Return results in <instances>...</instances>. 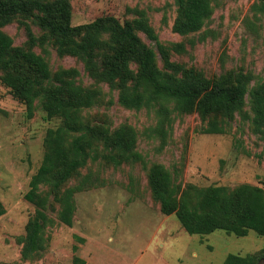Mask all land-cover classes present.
Listing matches in <instances>:
<instances>
[{"label": "rangeland", "instance_id": "1", "mask_svg": "<svg viewBox=\"0 0 264 264\" xmlns=\"http://www.w3.org/2000/svg\"><path fill=\"white\" fill-rule=\"evenodd\" d=\"M69 4L72 25L100 16L120 22L142 18L178 72L193 70L208 80L241 78L247 88L244 105L231 117L181 111L171 99L163 102L166 115L158 113L159 103L125 107L118 101L117 81L112 84L98 75L104 49L96 51L94 68L88 69L84 58L58 50L54 37L37 24L34 11L15 14L0 24L11 46L41 56L51 72L75 70L67 79L94 90L97 98L82 108V121L109 131L130 129L135 141L127 150L105 149L103 141L96 140L97 157L63 184L57 198L48 193L47 185H40L38 197L48 199L45 209L28 201L24 194L41 163L47 131L60 119L48 117L37 101L29 113L2 79L11 69L0 65V200L5 207L0 215V264H74L76 256L84 264H222L230 253L252 254L257 264H263V235L249 230L238 236L223 229L188 233L175 214L161 211L148 176L152 165H162L179 192H188L193 200L197 189L210 185L233 189L250 184L264 195V124L256 122L251 103L252 90L264 82V0H210L211 11L201 27L184 34L174 30L175 0H69ZM135 32L153 48L157 67L174 72L165 66L155 42L142 30ZM130 68L135 75L137 64L130 62ZM19 69L34 78L29 67L19 64ZM134 82L129 80L128 88ZM214 124L222 131H205ZM70 186L81 187L73 193L72 224L66 225L58 219L57 199ZM37 210L46 214L41 248L23 257L21 237Z\"/></svg>", "mask_w": 264, "mask_h": 264}, {"label": "trees", "instance_id": "2", "mask_svg": "<svg viewBox=\"0 0 264 264\" xmlns=\"http://www.w3.org/2000/svg\"><path fill=\"white\" fill-rule=\"evenodd\" d=\"M175 1L178 4V15L174 30L182 34L200 28L211 11L210 0ZM33 11L36 13L37 24L54 37L58 50L84 58L88 69L94 68L92 58L96 51L105 50L103 69L98 75L112 84L117 81L116 85L120 87L118 101L125 107L138 109L159 103L158 113L166 115L167 108L163 102L171 99L175 101L177 109L198 111L202 115L220 112L231 117L234 112L242 111L247 88L241 78L235 82L226 79L208 80L193 70L178 72L177 65L169 62L167 50L142 18L120 22L113 16H100L90 22L72 25L69 0H0V24L9 21L15 14ZM136 30H142L155 42L165 66L174 72L162 71L157 67L153 48L139 38ZM103 35L107 36L103 38ZM30 37L33 39L31 33ZM130 62L137 64L135 75ZM19 64L29 67L34 78L25 75L19 69ZM0 65L2 69H11L5 72L2 79L12 87L14 95L26 104L29 113L37 101L48 117L60 119L56 128L47 131L41 163L32 174L29 189L24 194L28 201L45 209L48 199L38 197L40 185H47L48 193L57 198L63 184L85 166L89 159L97 157L93 147L96 140H102L105 149L132 148L135 139L130 129L120 127L109 131L82 121V108L91 106L97 98L93 96L94 90L83 89L67 79L75 70L51 72L41 56L13 48L11 38L2 31ZM131 79L135 82L130 89L128 81ZM251 96L255 120L264 124V82L252 90ZM205 131L218 132L222 128L214 124ZM108 157L119 163L115 155L108 154ZM148 182L161 211L164 214H175L181 226L190 234H206L223 229L238 236L246 235L249 230L264 236V195L259 187L242 184L230 189L224 185H210L197 189V200H193L188 192H179L167 171L159 164L150 167ZM80 187H67L58 196L57 201H61L58 219L66 225L72 224L75 210L72 197ZM4 212L5 207L0 200V215ZM45 220L46 214L42 210H37V215L28 220L25 235L21 237L23 257L41 248V232ZM261 253L264 256V247ZM74 264H84V261L76 256ZM222 264L257 262L252 254L242 256L230 253Z\"/></svg>", "mask_w": 264, "mask_h": 264}]
</instances>
